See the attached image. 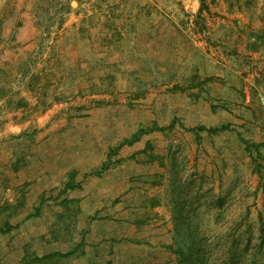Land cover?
Returning a JSON list of instances; mask_svg holds the SVG:
<instances>
[{
	"label": "rangeland",
	"instance_id": "374dc122",
	"mask_svg": "<svg viewBox=\"0 0 264 264\" xmlns=\"http://www.w3.org/2000/svg\"><path fill=\"white\" fill-rule=\"evenodd\" d=\"M24 30L25 50L14 41ZM165 72L172 82H155ZM208 84L220 93L211 96ZM175 85L201 99L198 111L170 110L165 95ZM156 124L166 130L144 135L150 149L114 156L124 160L115 180L89 177L80 200L94 207L95 188L119 197L99 201L87 227L105 215L149 227L77 232L78 204L63 205V186L48 188V172ZM182 215L192 216L184 238L202 249L193 258L201 264H264V0H0V264L10 251L2 231L34 217L49 232L25 246L27 261L54 242L61 256L30 264H138L146 252L134 241L147 233L161 264H192L177 253ZM86 247L101 260L86 262Z\"/></svg>",
	"mask_w": 264,
	"mask_h": 264
},
{
	"label": "crops",
	"instance_id": "0c3cea01",
	"mask_svg": "<svg viewBox=\"0 0 264 264\" xmlns=\"http://www.w3.org/2000/svg\"><path fill=\"white\" fill-rule=\"evenodd\" d=\"M27 24L28 23L26 22V25L24 26V27H26V29H27ZM25 31L26 30L22 31L23 33L20 36L19 35L16 36V38L14 39V41L16 42V45L18 47H20V49H24V48H22V45H24L23 43H25V44L29 43V41L26 39L27 37L25 36ZM135 75H136L135 73L132 74L133 77H136ZM170 76L166 72L165 73H158V78L155 80V82H163L164 80H167ZM136 84L137 83H135V85ZM137 85H139V84H137ZM166 87H169V86H166ZM222 87L224 90L225 86H222ZM137 88H138V86H137ZM206 89H207V93H209L211 96H217V94L220 93V91H217L218 89L215 90L216 88L212 84H208ZM165 98L169 101L168 106L171 108L170 110L172 112H175V111L178 112L182 109H188V108L190 110L198 111V109L200 107L199 103H200L201 99L191 100L190 96L188 94H186V92H181V91L177 92L176 91L172 95H165ZM178 98L180 99L179 101L181 104L178 105V104H175V102H174L175 105H173V101L174 100L177 101ZM206 112L208 115H212V112H213L212 107L211 106L208 107L206 109ZM69 129H70V127H69ZM12 132H15V131H12ZM64 132H66V133H63L64 140L67 139V137L70 140L71 135H73L72 131L71 130H64ZM149 139H150L149 137L142 136L138 142H136L132 145H125V146L121 147L119 150V153H121V152H129V153L132 152L131 154H133V153L136 154L137 152H143V150L145 149L146 143L148 142ZM141 142H144V143H142L141 146H139L138 144H140ZM94 146H96V148H92V151H90L89 154H87V153L83 154L84 156H82V158H83L82 161H84V163H80L77 166L72 165V166L65 167L66 169H64V171H61V170L60 171H52L51 170L50 172H48V175L50 177L49 178L46 177V179L48 180V183L52 182L50 187H48V188L59 187V186L63 185V183H65L68 180L69 173L72 171H75L76 172L75 179L77 182H81L82 186L80 188H75L73 190L67 191L66 193L63 194V196H64V199L74 200V201H76V204H78L80 212L78 213V216L76 218V220H77L76 227L78 226L77 232L84 230V231H82L85 234L84 236L88 237L89 235L91 236L92 233H94L97 230L98 225L102 226V225L116 223V224H119L126 229L130 225H134L135 227H137V229H136L137 234L140 235L141 233L144 232L145 227H149L148 223L150 221L144 220L140 224V226H136L135 224H133L134 220H132V219L131 220L127 219V220H125V222H122L121 220L116 221L113 219V217L105 215L104 218L98 219V221L96 223H93V225L91 224L90 227H87L86 219L91 217V216H95V214L98 213V211L102 208V205H99V203H98L99 201L102 203V200H105V199L116 200L117 198H119V197L113 198V197H111L112 196L111 194L108 195V197H102V196L97 194V192H96L97 188H95V189H93V191H90L91 196H93L92 199L96 200V205L91 208L90 207L91 205L89 204V202L87 203L84 201H82V202L80 201L83 197L86 196V192L84 189H86V187H87V186H85V184L87 183V180L89 179V177H92V179L94 177V178H97L98 180H100L99 182L103 183V185H107L109 182H112V180H115L113 177H116L118 175L117 174L118 167L124 162V160H123V162L121 164H118V165H115L114 167H111L110 169L105 171L103 173V176H101V177L95 176V175L89 176V174L92 171L101 168L103 163H105L107 161V154H108L109 150L112 147H115V145H113V144L103 145L102 143L97 144V145L95 144ZM56 152H57V154H56L57 156L61 155V154H58L59 152H61L60 150H55V153ZM122 156L126 157V155H122ZM82 174H84V176H87V178H81ZM77 192H80V194L78 195ZM78 202H80V205ZM26 207L27 208L29 207V202L26 203ZM26 211H28V213H29V210H26ZM38 218L34 217L31 220H26L19 227H17V225H13L12 226L13 228L11 229V231L4 235L6 248L10 249V251L8 252V255L6 256V260H8L9 264H19V262L22 260V258L24 256L25 246L28 243H30L31 241H34L36 238L43 236L44 234L49 232L48 227L43 228L41 225L40 226L36 225L37 220H39ZM127 224H129L128 227H126ZM28 228L31 229L30 232H28V234H26V236L22 237V239H21L19 234L22 233L23 231H27ZM148 232L153 233V230L149 229ZM147 234L148 235H146V237H139V239L134 241L135 244L133 243L135 246L142 248L143 250H145L144 252H146V255H142L140 257L138 264H143V263L161 264V263H163L165 260L162 257L158 256V251L161 249L160 245L159 246H156V245L153 246L151 243L155 244V242L151 240L149 233H147ZM17 237H20V238L17 239ZM128 237H129V235H127V238ZM103 238L108 239V237L106 235H104ZM98 239H99V237H98ZM99 242H100V240L95 242L94 246L97 245V243H99ZM47 243L49 244L48 241H47ZM55 244L56 243L54 242V243H50V245H48L50 247V249L48 251L49 253H50V251H54V250L56 251L57 247H55ZM96 248H98V247H96ZM108 248L110 249V253L111 252L113 253L114 250L116 249V247H112V248L108 247ZM86 249L88 251V247H86ZM102 254H103L102 251H99L97 253V255H96V252H95V254L93 253L91 255L90 251H88L86 253V255L84 256V258L86 257L85 258L86 262L95 263V262L101 260ZM125 264H128V263L126 262Z\"/></svg>",
	"mask_w": 264,
	"mask_h": 264
},
{
	"label": "trees",
	"instance_id": "16d2710c",
	"mask_svg": "<svg viewBox=\"0 0 264 264\" xmlns=\"http://www.w3.org/2000/svg\"><path fill=\"white\" fill-rule=\"evenodd\" d=\"M203 8V3H202V7H201V10ZM169 74V78L167 80H164L163 83L165 84H168L170 82H172V80L174 79L173 75L171 73H168ZM157 77V76H155ZM210 80V79H208ZM207 81V80H206ZM141 88V87H140ZM174 90L176 91H181V92H185L184 89H181L178 85H175L174 86ZM105 91H108V89H98V90H95V91H91V92H98V93H102V92H105ZM175 121L174 120L172 122V124H175ZM71 127V126H70ZM227 127L226 126H221V127H207V126H199L196 128V130H200V131H209L210 133H218L220 131H223V130H226ZM165 127H159L157 125H155L154 127L152 128H140L138 129V131H136L134 134H132V136L130 138H127V139H124L121 143H119V145H116L115 147H112L108 154H107V161L105 163H103V165L101 166L100 169H97V170H94L92 171L90 175H95V176H103V173L105 171H107L108 169H110L111 167H114L115 165H118V164H121L123 162V159H116V160H113V157L114 156H117L119 154V150L121 147L125 146V145H132L136 142H138L142 136L146 135V134H149L150 132H154V131H165ZM191 130H195V129H191ZM150 149V143H148L146 145V148L143 150V152H147V150ZM153 156V155H152ZM32 157L35 158V155H33ZM17 162L20 164L22 163V161L20 162V159L17 160ZM19 164H14V169L15 170H18V166ZM26 164V163H25ZM26 165H29V163H27ZM75 175H76V172L75 171H72L69 173V177H68V180L63 183V189H62V193H66L67 191L69 190H73L75 188H80L82 185H81V182H77L76 179H75ZM28 185V184H27ZM63 205H65L66 207H69L71 206V204H75L76 201L74 200H68V199H64L63 200ZM43 202V199H41V203ZM21 204H24L23 202ZM67 209V208H66ZM35 213H33V215H37L39 216L40 215V210L39 209H35L34 211ZM32 215V216H33ZM62 216V214L60 215ZM78 215H76V217H74L75 219L72 218V222L73 223H76ZM69 217V216H68ZM192 217V216H191ZM190 216L188 217H185V216H181V224L182 226H184L185 228L181 229L180 227H177L176 228V237H175V241H176V244H178L179 248H178V254H181L183 256V258L192 263V264H201L204 262V258H199L198 261H196L195 259H193L194 257L196 258L197 256H201V253H202V249H197L196 246H194V242H191V243H188L187 241L185 242V236H187V232H189V236H193L192 232H190V223L192 221V218ZM189 218V221H187V219ZM184 219V221H183ZM12 225L10 227H8L5 231H2L3 234H6L8 232L11 231L12 229ZM169 249L170 250H173V246H169ZM34 257L31 258V261L35 262H45V261H48V260H51L53 259L55 256H61V253L60 252H57V251H53L50 252V253H47V254H44L42 256H39V255H33ZM27 254L24 255V258L22 260V262L20 264H30L32 263L30 260L27 261ZM196 261V262H195ZM234 264H237V262H234Z\"/></svg>",
	"mask_w": 264,
	"mask_h": 264
},
{
	"label": "bare ground",
	"instance_id": "6f19581e",
	"mask_svg": "<svg viewBox=\"0 0 264 264\" xmlns=\"http://www.w3.org/2000/svg\"><path fill=\"white\" fill-rule=\"evenodd\" d=\"M75 4V3H74Z\"/></svg>",
	"mask_w": 264,
	"mask_h": 264
}]
</instances>
